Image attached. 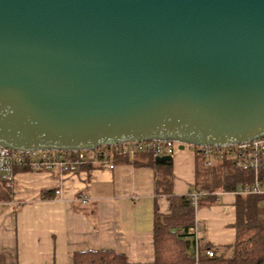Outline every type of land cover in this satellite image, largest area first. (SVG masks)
Segmentation results:
<instances>
[{
  "label": "water",
  "instance_id": "1",
  "mask_svg": "<svg viewBox=\"0 0 264 264\" xmlns=\"http://www.w3.org/2000/svg\"><path fill=\"white\" fill-rule=\"evenodd\" d=\"M261 138L264 0H0V147Z\"/></svg>",
  "mask_w": 264,
  "mask_h": 264
},
{
  "label": "crops",
  "instance_id": "2",
  "mask_svg": "<svg viewBox=\"0 0 264 264\" xmlns=\"http://www.w3.org/2000/svg\"><path fill=\"white\" fill-rule=\"evenodd\" d=\"M203 162L194 148L175 152V195L193 190ZM112 163L113 169L83 166L75 172L18 170L10 197L0 184L4 264H71L75 254L89 251L123 255L126 264H153L156 206L162 214L169 212L166 197L157 192L158 170L143 154H116ZM235 201L233 192H219L215 203L196 210L195 222L206 225L199 248L211 244L232 255V248H224L235 243Z\"/></svg>",
  "mask_w": 264,
  "mask_h": 264
},
{
  "label": "trees",
  "instance_id": "3",
  "mask_svg": "<svg viewBox=\"0 0 264 264\" xmlns=\"http://www.w3.org/2000/svg\"><path fill=\"white\" fill-rule=\"evenodd\" d=\"M140 154L145 155L149 165L158 170L160 178L157 192L159 195H164L169 204L167 214L160 213L156 206L153 264H264V196L236 194V220L233 225L236 233L235 243L224 248L225 251L232 248L230 257L211 244H207L203 249L199 248L197 254L191 249V245L195 244V240L191 239L194 236L190 230L195 225L196 209L190 194L202 193L198 197V209L205 204L215 203L219 192L234 193L240 188L253 185L256 179L254 172L236 169L229 159L216 160L208 167L205 159L196 154L204 160L203 169L196 170V184L193 190L183 196H177L173 192L172 161L157 162V157L150 153ZM259 179L264 181V172L259 174ZM0 184L5 187L1 181ZM10 194L9 189L6 188L7 197H10ZM207 251H213V256L210 257ZM126 263V257L114 252L89 251L75 254L71 264ZM0 264H4L2 256H0Z\"/></svg>",
  "mask_w": 264,
  "mask_h": 264
},
{
  "label": "built area",
  "instance_id": "4",
  "mask_svg": "<svg viewBox=\"0 0 264 264\" xmlns=\"http://www.w3.org/2000/svg\"><path fill=\"white\" fill-rule=\"evenodd\" d=\"M178 148L179 144L171 141L130 142L112 147H100L76 152H22L0 147V181L6 188L12 189L18 170L42 172L58 169L62 172H75L80 167L88 165L113 169L112 157L116 154L134 156L140 153H150L154 157L173 156ZM193 148L196 154L205 159L208 167L216 160L229 159L236 169L255 173L254 184L240 188L237 192H234L235 195L264 196V181L259 179V174L264 172V138L222 147ZM190 195L197 210L198 197L202 193L193 192ZM82 202L87 203L88 197H82ZM205 227L206 225L203 222L196 220L194 227L190 230L196 241V254L199 251V242L202 240ZM207 254L212 257L213 251H207Z\"/></svg>",
  "mask_w": 264,
  "mask_h": 264
},
{
  "label": "rangeland",
  "instance_id": "5",
  "mask_svg": "<svg viewBox=\"0 0 264 264\" xmlns=\"http://www.w3.org/2000/svg\"><path fill=\"white\" fill-rule=\"evenodd\" d=\"M186 148L188 149V148H190V146H186ZM191 148H193V147H191Z\"/></svg>",
  "mask_w": 264,
  "mask_h": 264
}]
</instances>
